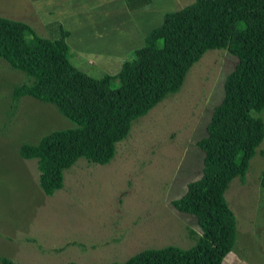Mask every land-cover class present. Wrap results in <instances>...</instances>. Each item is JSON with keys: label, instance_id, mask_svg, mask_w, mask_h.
Masks as SVG:
<instances>
[{"label": "rangeland", "instance_id": "374dc122", "mask_svg": "<svg viewBox=\"0 0 264 264\" xmlns=\"http://www.w3.org/2000/svg\"><path fill=\"white\" fill-rule=\"evenodd\" d=\"M0 17L26 23L44 36L27 0H0ZM143 45L112 33L72 40L69 47L72 64L99 79L116 75ZM89 61L95 65L86 69ZM236 63L225 50L206 52L178 93L132 124L108 165L79 159L65 171L63 189L46 196L36 161L22 159L19 149L73 124L51 104L30 97L15 104L14 87L28 80L0 59V258L17 264H112L147 249L192 247L188 230L200 232L196 218L176 212L170 203L201 176L203 154L196 142L206 135ZM253 116L264 124V110ZM263 171L264 140L245 178L233 179L225 191L238 221L233 251L242 264H264Z\"/></svg>", "mask_w": 264, "mask_h": 264}, {"label": "trees", "instance_id": "16d2710c", "mask_svg": "<svg viewBox=\"0 0 264 264\" xmlns=\"http://www.w3.org/2000/svg\"><path fill=\"white\" fill-rule=\"evenodd\" d=\"M68 36L61 29V37L53 40L26 23L0 17V59L28 80L14 87L12 101L30 97L51 104L73 124L19 149L22 159L36 161L38 185L46 196L63 189L65 171L79 159L101 166L112 161L132 124L178 93L206 52L225 50L236 57L206 135L196 142L203 154L201 176L170 203L176 212L196 218L200 232L188 230L194 245L147 249L112 263L223 264L236 240L225 191L233 179L245 178L264 140V124L253 116L264 110V0H194L166 14L116 75L99 79L72 64ZM0 263L17 264L5 257Z\"/></svg>", "mask_w": 264, "mask_h": 264}, {"label": "crops", "instance_id": "0c3cea01", "mask_svg": "<svg viewBox=\"0 0 264 264\" xmlns=\"http://www.w3.org/2000/svg\"><path fill=\"white\" fill-rule=\"evenodd\" d=\"M27 2L32 18L43 35H50V39L53 40L59 39L61 29H64L69 33L67 38L69 45L72 40L108 36L112 33L144 43L145 36L162 23L166 14L193 4V0H27ZM75 53L76 60L81 62L82 58ZM86 64L84 65L86 69L95 65L92 61ZM237 223L238 221L236 235ZM253 229L250 223L249 230ZM234 246L223 260L224 264H242L239 254L233 251Z\"/></svg>", "mask_w": 264, "mask_h": 264}]
</instances>
